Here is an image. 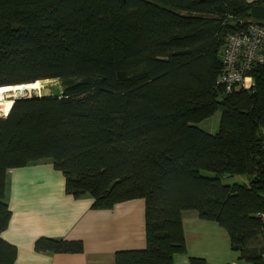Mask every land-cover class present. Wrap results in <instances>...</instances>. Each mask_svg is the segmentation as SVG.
<instances>
[{
  "label": "trees",
  "instance_id": "obj_1",
  "mask_svg": "<svg viewBox=\"0 0 264 264\" xmlns=\"http://www.w3.org/2000/svg\"><path fill=\"white\" fill-rule=\"evenodd\" d=\"M251 24L264 27V0H0V87L62 88L19 97L0 118V264L17 255L1 237L7 171L44 159L92 208L145 200L146 246L116 251L114 264H171L186 251V210L223 227L241 260L264 264V63L250 89L219 82L223 45ZM217 110L215 133L199 127ZM34 249L83 244L39 237Z\"/></svg>",
  "mask_w": 264,
  "mask_h": 264
},
{
  "label": "crops",
  "instance_id": "obj_2",
  "mask_svg": "<svg viewBox=\"0 0 264 264\" xmlns=\"http://www.w3.org/2000/svg\"><path fill=\"white\" fill-rule=\"evenodd\" d=\"M5 195L11 217L1 237L17 250L14 264H114L116 251L146 246L143 198L92 208L91 196L66 192L65 178L50 159L9 169ZM182 223L186 251L175 254L171 264H190V257L210 264H249L231 248L227 231L217 222L186 210ZM39 237L79 240L83 251L38 252L34 242Z\"/></svg>",
  "mask_w": 264,
  "mask_h": 264
},
{
  "label": "built area",
  "instance_id": "obj_3",
  "mask_svg": "<svg viewBox=\"0 0 264 264\" xmlns=\"http://www.w3.org/2000/svg\"><path fill=\"white\" fill-rule=\"evenodd\" d=\"M221 59L220 83L228 89L233 86L252 88L254 79L249 72L256 64L264 63V27L251 24L246 31L231 34L221 49ZM261 218L264 221V213Z\"/></svg>",
  "mask_w": 264,
  "mask_h": 264
},
{
  "label": "rangeland",
  "instance_id": "obj_4",
  "mask_svg": "<svg viewBox=\"0 0 264 264\" xmlns=\"http://www.w3.org/2000/svg\"><path fill=\"white\" fill-rule=\"evenodd\" d=\"M53 86H58V82L55 80H40V90H31V91L26 90L23 93V95L24 96L37 95L41 92V90L44 87H53ZM13 94L14 93L0 94V99H2V101H5L7 98H9L8 100H6L5 102L2 103L1 110H0V118L5 117L8 114V112L11 108V104H12L13 99H14ZM11 97L13 99H11ZM220 117H221V110H217L211 117L201 121L198 125H199V127L206 130L207 132L215 133L218 129ZM222 180H223V182H234V181L242 182L243 180H245V178H241L238 175L234 176L233 178L225 176Z\"/></svg>",
  "mask_w": 264,
  "mask_h": 264
},
{
  "label": "bare ground",
  "instance_id": "obj_5",
  "mask_svg": "<svg viewBox=\"0 0 264 264\" xmlns=\"http://www.w3.org/2000/svg\"><path fill=\"white\" fill-rule=\"evenodd\" d=\"M26 90H30V91L31 90H40V81H35L33 83L21 84V85H15V86H2V87H0V94L14 93L13 94L14 98H16V97L24 96L23 93ZM8 99L9 98H7L6 100H8ZM11 99H13V98L11 97ZM0 102H3L2 99H0Z\"/></svg>",
  "mask_w": 264,
  "mask_h": 264
},
{
  "label": "water",
  "instance_id": "obj_6",
  "mask_svg": "<svg viewBox=\"0 0 264 264\" xmlns=\"http://www.w3.org/2000/svg\"><path fill=\"white\" fill-rule=\"evenodd\" d=\"M62 95V88L58 86H53V87H44L37 96L39 97H56V96H61ZM24 97V96H22ZM29 97V96H28ZM19 97H16L13 99V102Z\"/></svg>",
  "mask_w": 264,
  "mask_h": 264
}]
</instances>
